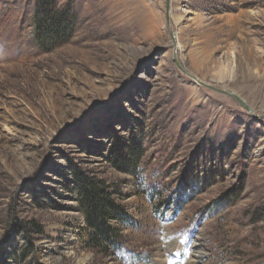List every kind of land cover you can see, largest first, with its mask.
<instances>
[{"label":"rangeland","instance_id":"1","mask_svg":"<svg viewBox=\"0 0 264 264\" xmlns=\"http://www.w3.org/2000/svg\"><path fill=\"white\" fill-rule=\"evenodd\" d=\"M57 3L42 45L37 1L0 0V264H264V0Z\"/></svg>","mask_w":264,"mask_h":264},{"label":"trees","instance_id":"2","mask_svg":"<svg viewBox=\"0 0 264 264\" xmlns=\"http://www.w3.org/2000/svg\"><path fill=\"white\" fill-rule=\"evenodd\" d=\"M36 1V37L43 45L63 36L72 26V19L70 9H61L57 0ZM75 172L78 194L86 213V222L93 229L95 240L99 243H107L109 246H117L118 231L111 226V223L115 216L124 221L127 217L126 212L116 203L112 192L104 182L84 174L77 167ZM23 227L24 231L31 233L38 225L29 222Z\"/></svg>","mask_w":264,"mask_h":264},{"label":"bare ground","instance_id":"3","mask_svg":"<svg viewBox=\"0 0 264 264\" xmlns=\"http://www.w3.org/2000/svg\"><path fill=\"white\" fill-rule=\"evenodd\" d=\"M197 244L196 245H200V242H196ZM197 247V251H196V253L197 254H195V258H194V261H196L197 260V258H198V255L201 253V251H200V249L198 248V246H196ZM203 256V255H202Z\"/></svg>","mask_w":264,"mask_h":264}]
</instances>
